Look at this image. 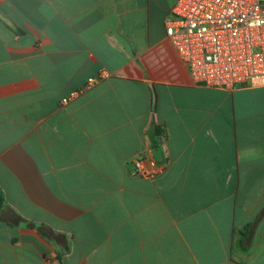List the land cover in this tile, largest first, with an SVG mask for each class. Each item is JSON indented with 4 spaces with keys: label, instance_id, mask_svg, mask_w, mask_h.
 Returning <instances> with one entry per match:
<instances>
[{
    "label": "crops",
    "instance_id": "0c3cea01",
    "mask_svg": "<svg viewBox=\"0 0 264 264\" xmlns=\"http://www.w3.org/2000/svg\"><path fill=\"white\" fill-rule=\"evenodd\" d=\"M178 1L0 0V264H264V85L196 84Z\"/></svg>",
    "mask_w": 264,
    "mask_h": 264
},
{
    "label": "built area",
    "instance_id": "2783aa9c",
    "mask_svg": "<svg viewBox=\"0 0 264 264\" xmlns=\"http://www.w3.org/2000/svg\"><path fill=\"white\" fill-rule=\"evenodd\" d=\"M165 25L196 84L228 91L264 85V0H179ZM107 76L101 72L90 85ZM131 164L142 178L163 170L152 156Z\"/></svg>",
    "mask_w": 264,
    "mask_h": 264
}]
</instances>
